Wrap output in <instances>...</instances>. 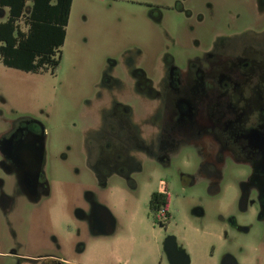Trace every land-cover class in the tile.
I'll use <instances>...</instances> for the list:
<instances>
[{
  "label": "flooded vegetation",
  "instance_id": "obj_1",
  "mask_svg": "<svg viewBox=\"0 0 264 264\" xmlns=\"http://www.w3.org/2000/svg\"><path fill=\"white\" fill-rule=\"evenodd\" d=\"M253 3L251 21L234 27L226 14L218 29L214 12L205 15L202 6L188 0L147 2L158 15L156 23L162 21V10L182 11L184 20L193 23L182 35L167 26L149 59L140 56L126 63L129 73L124 79L106 76L101 85L108 97L96 95L99 103L104 99L101 123L85 143L86 165L103 179L112 173L126 178L133 192L138 188L135 176L154 172L167 176L152 193L162 194L156 202L160 208L149 211L158 227L171 220V188L185 190L198 176L215 194L232 167L243 169L237 210L221 218L233 237L222 234L228 247L220 264H264V0ZM208 22L210 37L202 34ZM132 99L134 103H129ZM186 147L197 149L199 156L188 169ZM0 154L21 195L36 203L48 194L47 134L42 123L32 119L12 123L0 137ZM86 199L89 212L78 209L77 217L87 220L92 231L104 233L113 217L92 201V195ZM13 202V197L0 194L4 216L12 211ZM255 223L256 239L241 241L239 236L252 232ZM164 244L169 250L176 246L169 263L191 264L175 237L167 236ZM52 259L25 257L14 247L0 252V264H63Z\"/></svg>",
  "mask_w": 264,
  "mask_h": 264
},
{
  "label": "rangeland",
  "instance_id": "obj_2",
  "mask_svg": "<svg viewBox=\"0 0 264 264\" xmlns=\"http://www.w3.org/2000/svg\"><path fill=\"white\" fill-rule=\"evenodd\" d=\"M150 1L73 0L54 73L16 70L5 66L0 57V137L12 123L26 119L42 123L49 185L48 194L38 202L28 200L21 195L16 177L5 172L0 154V194L14 198L12 211L5 216L0 212V252L14 247L25 257L52 255L53 261L63 264H171L163 247L170 235L190 256L191 264H220L228 247L222 234L233 237L221 218L237 210L243 169L232 167L215 194L198 176L185 190L171 188V220L158 227L149 217L148 203L166 175L135 176L138 188L133 192L126 178L112 173L103 179L86 165L87 137L101 123L104 99L99 103L96 95L108 97L101 85L106 76L124 79L129 73L126 63L140 56L149 59L167 26L182 35L193 23L184 20L182 11L169 10H162V21L156 23V11L146 5ZM188 1L202 6L205 15L214 12L218 29L226 14L234 27L248 23L254 8L253 0ZM207 25L202 34L210 37ZM197 153L193 147L184 149L187 169L197 163ZM87 195L112 215V233L94 232L87 220L77 217L78 209L89 212ZM195 209L201 213L195 214ZM258 230L255 223L252 232L239 239L254 241Z\"/></svg>",
  "mask_w": 264,
  "mask_h": 264
},
{
  "label": "trees",
  "instance_id": "obj_3",
  "mask_svg": "<svg viewBox=\"0 0 264 264\" xmlns=\"http://www.w3.org/2000/svg\"><path fill=\"white\" fill-rule=\"evenodd\" d=\"M73 0H0V57L10 68L24 72L54 71L61 61ZM151 194L148 209L160 208ZM166 203V202H165Z\"/></svg>",
  "mask_w": 264,
  "mask_h": 264
},
{
  "label": "water",
  "instance_id": "obj_4",
  "mask_svg": "<svg viewBox=\"0 0 264 264\" xmlns=\"http://www.w3.org/2000/svg\"><path fill=\"white\" fill-rule=\"evenodd\" d=\"M197 210H198V209H195V210H194V213H195V214H198ZM200 213H201V212H200ZM111 216H112V215H111ZM109 222H110V223H109ZM109 222H108V224H107V228H106V230L104 231V233H111V232L113 231V225H114V223H113V219H111V221H110V219H109ZM165 249H166V251H167L168 257H169L170 262H171L172 257H173V253H175V251H176V246L174 245L172 250H169V248H168V247L166 248V246H165ZM178 254H179V253H178ZM171 263H172V262H171ZM185 263H187V262H184V261H183L182 264H185Z\"/></svg>",
  "mask_w": 264,
  "mask_h": 264
},
{
  "label": "crops",
  "instance_id": "obj_5",
  "mask_svg": "<svg viewBox=\"0 0 264 264\" xmlns=\"http://www.w3.org/2000/svg\"><path fill=\"white\" fill-rule=\"evenodd\" d=\"M6 15H7L6 10H5V9L2 10V12H0V19H4V18L6 17ZM16 70H17V69H16Z\"/></svg>",
  "mask_w": 264,
  "mask_h": 264
}]
</instances>
